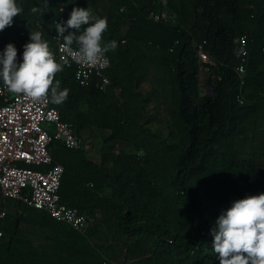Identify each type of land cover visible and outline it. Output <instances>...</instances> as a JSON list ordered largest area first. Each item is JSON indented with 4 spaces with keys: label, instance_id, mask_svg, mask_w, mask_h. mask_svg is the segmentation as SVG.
I'll return each instance as SVG.
<instances>
[{
    "label": "trees",
    "instance_id": "16d2710c",
    "mask_svg": "<svg viewBox=\"0 0 264 264\" xmlns=\"http://www.w3.org/2000/svg\"><path fill=\"white\" fill-rule=\"evenodd\" d=\"M64 1L16 0L22 12L0 32V53L12 43L22 59L30 32L40 31L60 62ZM74 7L106 17L103 42L118 45L106 53V90L94 78L79 85L72 67L55 77L69 90L51 103L62 120L84 140L100 132L99 162L86 145L52 144L65 167L61 202L85 215L87 228L9 200L0 264H219L218 217L264 193V0H70L64 23ZM163 10L171 18H150ZM199 45L213 64L201 62Z\"/></svg>",
    "mask_w": 264,
    "mask_h": 264
},
{
    "label": "built area",
    "instance_id": "2783aa9c",
    "mask_svg": "<svg viewBox=\"0 0 264 264\" xmlns=\"http://www.w3.org/2000/svg\"><path fill=\"white\" fill-rule=\"evenodd\" d=\"M69 1L60 6V15L56 24L65 22L69 10ZM166 4V1H163ZM154 21H166L171 18L167 10L150 15ZM56 54L59 61L66 56L61 45L63 38L54 36ZM243 41V40H242ZM244 45V41H243ZM75 49V47H73ZM199 59L203 64H213L202 45L197 46ZM246 50L242 52L245 60ZM67 67L74 69L75 80L86 86L93 78L98 88L106 90L111 81L106 72L111 68V59L105 54L106 63L82 65L71 57ZM17 62L22 59L17 55ZM201 66L200 76L204 74ZM244 66L237 68L239 75L244 74ZM120 95V88H114ZM60 142L67 149L78 150L85 146L83 137L73 127L62 120L57 108L48 102H33L23 95L8 92L0 85V242L3 237V224L8 215V201L16 200L30 208L42 210L51 218L68 224L77 232L84 233L88 218L77 208L61 202L60 187L65 173L63 164L56 162L52 155V144Z\"/></svg>",
    "mask_w": 264,
    "mask_h": 264
},
{
    "label": "clouds",
    "instance_id": "9594fccd",
    "mask_svg": "<svg viewBox=\"0 0 264 264\" xmlns=\"http://www.w3.org/2000/svg\"><path fill=\"white\" fill-rule=\"evenodd\" d=\"M31 11L44 12L38 7ZM21 12L16 0H0V32L12 26L13 18ZM107 30L106 17H94L90 9L74 7L66 23L56 24L57 36L63 38L61 48L66 54L60 62L40 31L30 32V40L23 46L22 62H17L15 45L7 44L0 53V80L4 88L33 102H48L50 98L51 103H63L69 90H61V82L55 77L69 64L66 57L82 65L106 63L105 54L118 46L115 40L103 42ZM216 225L212 231V249L219 257V264H264V193L235 200L218 217Z\"/></svg>",
    "mask_w": 264,
    "mask_h": 264
},
{
    "label": "rangeland",
    "instance_id": "374dc122",
    "mask_svg": "<svg viewBox=\"0 0 264 264\" xmlns=\"http://www.w3.org/2000/svg\"><path fill=\"white\" fill-rule=\"evenodd\" d=\"M201 81H204V74H201ZM99 131L97 130H90L86 131L84 133V138H85V145L89 149L93 150H99L101 146V141L99 140ZM2 202L1 196H0V203Z\"/></svg>",
    "mask_w": 264,
    "mask_h": 264
},
{
    "label": "crops",
    "instance_id": "0c3cea01",
    "mask_svg": "<svg viewBox=\"0 0 264 264\" xmlns=\"http://www.w3.org/2000/svg\"><path fill=\"white\" fill-rule=\"evenodd\" d=\"M83 152L89 159L99 162L100 150H93L86 147Z\"/></svg>",
    "mask_w": 264,
    "mask_h": 264
}]
</instances>
